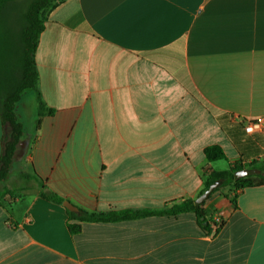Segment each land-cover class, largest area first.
Returning a JSON list of instances; mask_svg holds the SVG:
<instances>
[{"label":"crops","instance_id":"0c3cea01","mask_svg":"<svg viewBox=\"0 0 264 264\" xmlns=\"http://www.w3.org/2000/svg\"><path fill=\"white\" fill-rule=\"evenodd\" d=\"M35 62L0 183V264H264V186L207 201L225 221L215 236L191 211L72 234L63 205L159 210L196 201L213 171H260L264 0H64L44 15ZM5 135L0 120V156ZM215 145L226 159L207 160Z\"/></svg>","mask_w":264,"mask_h":264},{"label":"trees","instance_id":"16d2710c","mask_svg":"<svg viewBox=\"0 0 264 264\" xmlns=\"http://www.w3.org/2000/svg\"><path fill=\"white\" fill-rule=\"evenodd\" d=\"M64 0H0V120L4 126L5 137L0 156V183L9 175L12 161L18 144L23 135V126L18 121L15 107L21 94L26 90L38 89V73L36 69L35 53L38 39L44 29V15L51 8ZM47 108L39 98V116H44ZM40 126V120L37 127ZM208 161L226 159L220 146H210L204 151ZM243 166L231 167L226 171H213L204 179V187L199 196L215 182L222 181L209 198L201 204L195 200H185L180 203L159 210L114 211L109 213L88 212L80 209L79 212L68 211L70 233L78 234L82 229V222H118L122 220L143 218L153 215H173L184 212H194L200 227L210 236H215L224 226L221 219L217 223L206 211L207 201L226 185H232L237 192L244 188L264 186V176L251 171V174L236 178ZM259 170L264 173V166ZM47 199L62 204L63 200L52 193H43Z\"/></svg>","mask_w":264,"mask_h":264},{"label":"water","instance_id":"95a60500","mask_svg":"<svg viewBox=\"0 0 264 264\" xmlns=\"http://www.w3.org/2000/svg\"><path fill=\"white\" fill-rule=\"evenodd\" d=\"M258 174H262L264 176V173H261V171H257ZM249 175V172L247 170H240L236 173L235 177L236 178H242V177H246ZM222 181H218L215 182L213 185L210 186V188L208 190H206L202 195H200L197 199H196V203L197 204H201L204 201H206L209 196L211 195V193L218 188L221 185ZM64 207H66L69 211L71 212H79V209L74 206L71 202L69 201H65L63 203Z\"/></svg>","mask_w":264,"mask_h":264},{"label":"built area","instance_id":"2783aa9c","mask_svg":"<svg viewBox=\"0 0 264 264\" xmlns=\"http://www.w3.org/2000/svg\"><path fill=\"white\" fill-rule=\"evenodd\" d=\"M262 129H263V122L261 120L248 121L244 125V130H245L246 134H249V135H253L257 132H260V131H262ZM214 219L217 223H220L222 218L220 216H218Z\"/></svg>","mask_w":264,"mask_h":264},{"label":"rangeland","instance_id":"374dc122","mask_svg":"<svg viewBox=\"0 0 264 264\" xmlns=\"http://www.w3.org/2000/svg\"><path fill=\"white\" fill-rule=\"evenodd\" d=\"M226 188H227V185L224 186V187H222L220 190H221V191H227ZM227 189H228V188H227ZM234 193H235V191H234Z\"/></svg>","mask_w":264,"mask_h":264}]
</instances>
